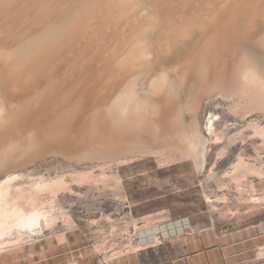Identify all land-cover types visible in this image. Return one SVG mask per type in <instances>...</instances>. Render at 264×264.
<instances>
[{
  "label": "bare ground",
  "instance_id": "6f19581e",
  "mask_svg": "<svg viewBox=\"0 0 264 264\" xmlns=\"http://www.w3.org/2000/svg\"><path fill=\"white\" fill-rule=\"evenodd\" d=\"M211 98L264 118V0H0L1 170L169 136L202 166Z\"/></svg>",
  "mask_w": 264,
  "mask_h": 264
},
{
  "label": "rangeland",
  "instance_id": "374dc122",
  "mask_svg": "<svg viewBox=\"0 0 264 264\" xmlns=\"http://www.w3.org/2000/svg\"><path fill=\"white\" fill-rule=\"evenodd\" d=\"M206 101L202 166L191 140L169 136L117 157L54 150L0 168V264H210L198 255L216 244L210 231L242 236L264 218V118L244 119L248 101ZM30 214L41 218L32 228Z\"/></svg>",
  "mask_w": 264,
  "mask_h": 264
},
{
  "label": "crops",
  "instance_id": "0c3cea01",
  "mask_svg": "<svg viewBox=\"0 0 264 264\" xmlns=\"http://www.w3.org/2000/svg\"><path fill=\"white\" fill-rule=\"evenodd\" d=\"M182 218L184 217L172 220L169 225L175 224ZM209 236L211 240H216V244L211 252L201 250L198 255H205L210 264H240L255 258L264 262V257L258 256V251L264 249V218L244 226L242 236L235 230L226 232L212 230ZM198 237L197 234L196 242L199 241ZM200 241H202L201 238Z\"/></svg>",
  "mask_w": 264,
  "mask_h": 264
},
{
  "label": "built area",
  "instance_id": "2783aa9c",
  "mask_svg": "<svg viewBox=\"0 0 264 264\" xmlns=\"http://www.w3.org/2000/svg\"><path fill=\"white\" fill-rule=\"evenodd\" d=\"M187 219L188 218H185V217L182 218V219H178L176 221V224L183 225V224L187 223ZM242 264H264V262H261L259 258H255V259H252V260L245 261Z\"/></svg>",
  "mask_w": 264,
  "mask_h": 264
}]
</instances>
